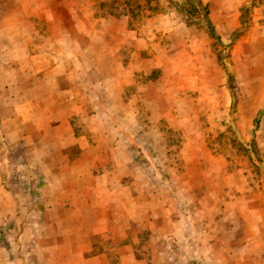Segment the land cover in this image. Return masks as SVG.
Wrapping results in <instances>:
<instances>
[{"label": "rangeland", "instance_id": "1", "mask_svg": "<svg viewBox=\"0 0 264 264\" xmlns=\"http://www.w3.org/2000/svg\"><path fill=\"white\" fill-rule=\"evenodd\" d=\"M75 1L62 0L72 6ZM93 1L96 14L104 20L92 28V12H77L83 20V36L92 34L100 41L137 36L144 39L146 52L163 55L157 70L142 77L146 84L156 81V95L151 94L145 103H130L123 113L118 108L102 113L104 117L114 113L117 121L125 119L119 126L112 125L122 133L120 145L144 154L141 160L132 153L129 157L132 190L139 175L150 183L161 181L165 193L174 195L188 212L205 248L227 252L226 258L221 255L225 262L231 260V251L235 252L233 264H264V0ZM48 2L38 0L40 9ZM53 15L67 23L74 20L68 13L34 11L27 0H0V91L21 81L12 75L11 65L25 66L34 47L27 44L30 37L45 47L50 35L46 21ZM126 16L128 27L122 22ZM108 18L117 26L107 28ZM103 45L98 62L107 63L111 45ZM78 65L89 67L88 56L78 59ZM42 94H16L19 117L3 130L0 167L22 161L11 155L7 135H17L19 141L20 126L28 114L42 120V103H26L27 96L37 100ZM14 206L8 201L2 209L18 211L17 235L13 236L9 225L3 226L0 242L8 249L17 243L12 254L21 260L27 250L20 236L26 221L21 215L31 212L33 205L19 204L16 210ZM117 222L111 225L121 227L123 221ZM128 226L145 227L139 221ZM149 239L145 232L144 240ZM111 257L118 259L117 254Z\"/></svg>", "mask_w": 264, "mask_h": 264}, {"label": "crops", "instance_id": "2", "mask_svg": "<svg viewBox=\"0 0 264 264\" xmlns=\"http://www.w3.org/2000/svg\"><path fill=\"white\" fill-rule=\"evenodd\" d=\"M27 1L34 11L68 13L74 20L67 23L54 15L47 20L50 35L45 47L31 35L27 44L34 47L25 66L11 65L12 75L21 81L0 91V157L6 123L13 124L19 117L16 94L44 93L37 100L26 97L27 104L42 103V120L28 114L20 126L19 141L17 135H7L11 155L22 161L0 167V241L3 226L9 225L13 236L17 235L14 226L19 220L18 211L4 210L2 204L9 201L15 210L19 204L33 206L21 215L26 220L20 232L26 256L13 257L17 243L9 250L0 242V264H233L235 252L229 251L231 260L225 262L221 255L226 258L227 252L204 247L188 212L174 195L165 193L161 181L150 183L136 176L133 192L128 162L135 152L129 145L123 149L122 133L112 126L126 121H117L111 112L106 117L102 114L115 108L123 113L130 103H145L151 94L156 95V81L146 84L142 77L157 70L162 53L146 52L144 39L137 36L104 41L92 34L83 36V20L77 12H92V28L104 20L96 14L93 0L90 5L87 0H76L75 7L49 0L44 9L38 0ZM106 21L107 28L117 26L111 18ZM122 22L128 27L130 20L126 16ZM105 43L111 45L106 46L109 62L101 63L98 50ZM83 56L90 60L85 69L77 67ZM117 221H123L119 228L112 226ZM131 221L145 227L132 229ZM145 232L150 237L147 242ZM112 253L117 254L116 261Z\"/></svg>", "mask_w": 264, "mask_h": 264}, {"label": "trees", "instance_id": "3", "mask_svg": "<svg viewBox=\"0 0 264 264\" xmlns=\"http://www.w3.org/2000/svg\"><path fill=\"white\" fill-rule=\"evenodd\" d=\"M134 152L137 155L138 159L141 160V159L144 158V154H143V152L140 149H136Z\"/></svg>", "mask_w": 264, "mask_h": 264}]
</instances>
